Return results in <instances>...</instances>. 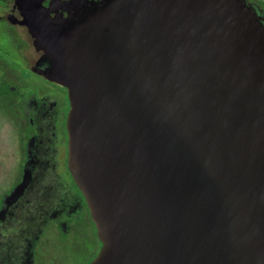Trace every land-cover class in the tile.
<instances>
[{
	"label": "water",
	"instance_id": "water-1",
	"mask_svg": "<svg viewBox=\"0 0 264 264\" xmlns=\"http://www.w3.org/2000/svg\"><path fill=\"white\" fill-rule=\"evenodd\" d=\"M68 89L90 264H264V20L247 0H17Z\"/></svg>",
	"mask_w": 264,
	"mask_h": 264
},
{
	"label": "flooded vegetation",
	"instance_id": "flooded-vegetation-1",
	"mask_svg": "<svg viewBox=\"0 0 264 264\" xmlns=\"http://www.w3.org/2000/svg\"><path fill=\"white\" fill-rule=\"evenodd\" d=\"M99 1L42 0L41 10L61 22ZM259 1L261 6L247 3L255 5L264 20V0ZM52 69V59L25 24L18 1L0 0V100L10 109L13 145L20 153L18 179L12 186L24 172L28 174L23 192L0 214V264H53L39 248L47 229L60 232V250L74 255L73 264L81 253L95 258L101 247L85 197L68 166V89L42 73ZM31 208L36 230L25 241L15 232L16 218ZM83 231L94 234L96 245L79 243Z\"/></svg>",
	"mask_w": 264,
	"mask_h": 264
},
{
	"label": "rangeland",
	"instance_id": "rangeland-1",
	"mask_svg": "<svg viewBox=\"0 0 264 264\" xmlns=\"http://www.w3.org/2000/svg\"><path fill=\"white\" fill-rule=\"evenodd\" d=\"M256 2L258 5H262L259 0H250ZM255 6V5H254ZM256 7V6H255ZM258 9V8H257ZM1 101V100H0ZM11 118L10 109L6 103L0 102V214L6 206L13 203L16 197L21 194L27 184L28 174L23 175L20 182L12 186V183L17 181L19 170L17 167L20 153L15 150L13 145V122H9ZM27 177V178H26ZM34 209L31 208V212H26L22 217L16 218L15 232L21 235V239L26 241V238H30L31 232L36 230ZM91 226H88V228ZM97 234V233H96ZM79 243L83 245L91 244L92 241L96 245L94 234L83 233L79 237ZM61 246V234L57 229H47L44 233L39 248L43 254V257L53 264H73L74 255H66L60 250ZM77 257L75 264H90L94 259L91 255H83ZM80 256V255H79Z\"/></svg>",
	"mask_w": 264,
	"mask_h": 264
}]
</instances>
